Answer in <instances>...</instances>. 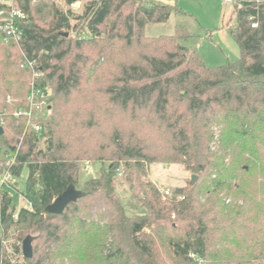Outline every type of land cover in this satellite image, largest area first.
<instances>
[{
    "label": "trees",
    "instance_id": "1",
    "mask_svg": "<svg viewBox=\"0 0 264 264\" xmlns=\"http://www.w3.org/2000/svg\"><path fill=\"white\" fill-rule=\"evenodd\" d=\"M80 1L87 3L73 17L83 22L79 27L57 2ZM16 5L28 19L21 24L19 45L6 44L0 32V99H21L16 110L26 106L33 75L27 58L42 73L38 88L51 90V116L40 136L24 135L23 121L4 118L0 159L17 156L16 177L28 167L23 195L33 211L21 209L16 219L12 198L1 196L0 264H164L160 245L183 264H264V0L235 7L229 34L240 59L220 67H207L196 50L182 44L191 37L183 26L173 36H145L148 24L168 22L174 11L183 14L178 5L149 0H16ZM73 30L78 39L70 37ZM118 46L115 61L110 54ZM105 65L117 70L103 75ZM105 79L107 85L91 89ZM100 114L111 117L113 134L94 152L83 141L101 129ZM124 119L131 126L128 137ZM214 127L220 133L218 152L210 149ZM154 131L167 137V156L151 152ZM83 157L102 167L98 178L81 185ZM166 157L203 181L190 191L176 189L164 201L141 178L146 165ZM121 162L132 191L140 183L143 196L135 191L134 200L145 210L142 215H127L115 195ZM70 189L80 197L63 214H49L48 207ZM222 194L231 199L228 204ZM95 207L104 208L98 221L91 218ZM11 230L16 254L31 240V259L9 258L3 242Z\"/></svg>",
    "mask_w": 264,
    "mask_h": 264
},
{
    "label": "rangeland",
    "instance_id": "2",
    "mask_svg": "<svg viewBox=\"0 0 264 264\" xmlns=\"http://www.w3.org/2000/svg\"><path fill=\"white\" fill-rule=\"evenodd\" d=\"M172 1H174V4L172 5H178V8L182 10L183 14H178L176 11H174L168 22L161 24H148L144 30V34L146 37L159 38L173 36L176 33V27L183 26L189 32L191 37L183 41L182 44L191 50H196L202 57L207 67H220L228 63L239 61L240 49L233 37L229 34V29L236 25L235 7L240 3L251 1L253 2L255 0H233V3L230 4L223 3L222 0ZM86 3V1H80L72 6H67L63 2H57V6L65 13L70 14L73 26L75 24H79L80 27L83 25V22L76 23L74 18L79 17L83 14L84 6ZM79 36L80 35L75 30H73L70 34V37L74 39H78ZM120 48L121 46L114 48L110 54L115 61H118L120 58ZM96 57H99V55H96ZM103 61L104 60L102 59L98 60V62L101 63ZM116 70L117 68L113 66L105 65L102 74H111ZM107 84V79H105L104 81H101L100 84H97L94 81L90 85V87L92 90H96V88L105 86ZM12 100L13 102H15L14 104L12 103ZM20 101L21 99H12L11 96H8L6 98L8 107L6 106L7 108L4 111L2 110V108L6 105V103L3 98L0 99V124L2 122L3 124L5 123L4 118L6 116H13V113L16 110V103L18 104V102ZM100 115H102L101 129L93 131L90 135V138L88 135L83 141V146H85L87 149H90V151L93 150L94 152L98 149L97 146L100 142L102 144H107L108 136H111V134H113V124H111L109 121L111 117L103 114ZM50 116L51 112L46 123H48V121L50 120ZM120 122L123 124V133H125V136L128 137L129 131L131 130L130 124H126L127 122L125 121V119L120 120ZM46 130L48 131V129ZM213 130L215 132V137L210 144V149L213 152H218L220 150V133L217 127H214ZM81 139L82 136L80 134L73 138V141H75V148H79V142L77 141H81ZM44 143L45 139L43 138L39 142L40 149L44 148ZM19 146L20 145L18 144L17 147ZM149 146H151L150 150L151 152H153V154L162 153L164 156H167L168 153L166 152L171 149V145L169 146V144L167 143V137H165L164 135L162 137L160 133H157L155 131L153 132V134L151 133V137L149 138ZM6 159V156L0 159V166L2 162H5ZM169 160V157H166L163 161H158L146 165L147 174L146 176L141 178L142 183L149 182L154 184L162 194L164 201H166L167 198H172L173 193L176 189H185L186 191H190V189L193 188L196 184L203 181V178L201 176L194 173V170L188 169L186 165ZM228 160H226V162ZM78 164L80 176L79 182L81 185L91 179L99 177L100 173L96 170V161H93L91 158L83 157L79 160ZM87 164H90L92 167H94V170H86ZM120 165V169L117 172L118 174L115 176L114 181L115 195L120 198L127 215H142L144 214L145 210L140 205H137L136 201L134 200L135 191V195L138 194L141 197L143 196V194L140 193L141 191L139 189L140 183H134L135 189H133L134 191H132L130 184L126 182V178L124 176V164L121 162ZM28 172V167L25 166L21 173V176L16 178V191L10 190L8 192H5L4 189L0 188V197L3 195V193H6L8 196H12L13 206L16 207L17 210L16 213L26 204L19 200V196L26 190ZM193 176L198 177V180L194 186L191 185ZM69 192H74L75 199L80 197V194L76 193L73 189H70ZM167 192H169V195H166ZM221 196L224 197L226 204L230 202V198L226 199L224 194H222ZM240 203H242V201H240ZM103 209L104 208L95 207L91 211L92 220H100V215L104 211ZM105 220L107 221V219ZM1 229L2 228L0 227V238L4 236ZM13 237L14 233L13 230H11L6 236V239H4L3 245L6 249L7 254L9 255V258H11L13 262H22L24 259L23 254H16L14 252V249L12 248V244L14 243ZM21 246H23V244ZM160 256L164 264H183L179 260L172 259V256L167 253V251L163 249L161 245Z\"/></svg>",
    "mask_w": 264,
    "mask_h": 264
},
{
    "label": "built area",
    "instance_id": "3",
    "mask_svg": "<svg viewBox=\"0 0 264 264\" xmlns=\"http://www.w3.org/2000/svg\"><path fill=\"white\" fill-rule=\"evenodd\" d=\"M223 3L230 4L233 0H222ZM28 16L16 5V0H0V32L4 36L6 44L19 45L23 40V31L21 24L26 23ZM257 25L254 24L255 28ZM25 65L32 69V81L30 84V92L25 101V107L15 110L13 116L15 119L24 122V135L35 134L43 135L45 132V124L51 112L49 96L50 89H40L37 85V80L42 76L39 66L36 61H31L25 58ZM10 99V98H9ZM3 122L1 123V125ZM24 137V136H23ZM23 138L21 139V142ZM21 146V145H20ZM17 156L8 157L0 166V188L5 192L16 191L17 182L12 168L16 165ZM86 170H94L90 164H87ZM169 195V192L166 193ZM12 198V196H9ZM19 200L26 203L21 209L33 211V207L28 203L25 196L20 194ZM19 210V211H20ZM18 211V212H19ZM18 212L15 214L17 219ZM0 216H1V197H0Z\"/></svg>",
    "mask_w": 264,
    "mask_h": 264
},
{
    "label": "water",
    "instance_id": "4",
    "mask_svg": "<svg viewBox=\"0 0 264 264\" xmlns=\"http://www.w3.org/2000/svg\"><path fill=\"white\" fill-rule=\"evenodd\" d=\"M4 134V129L0 125V136ZM102 167L101 163L96 164V170L99 171ZM198 180L197 176H193L191 185L194 186ZM74 192H66L61 197H59L50 207H48L47 212L54 216L63 214L65 208L71 201H75ZM23 257L25 259H31L33 257V247L32 242L29 238L25 239L23 242Z\"/></svg>",
    "mask_w": 264,
    "mask_h": 264
},
{
    "label": "crops",
    "instance_id": "5",
    "mask_svg": "<svg viewBox=\"0 0 264 264\" xmlns=\"http://www.w3.org/2000/svg\"><path fill=\"white\" fill-rule=\"evenodd\" d=\"M149 1H153V2H161V3L167 4V5L174 6V5H172V4H174V1H172V0H149ZM168 21H169V20H168Z\"/></svg>",
    "mask_w": 264,
    "mask_h": 264
}]
</instances>
